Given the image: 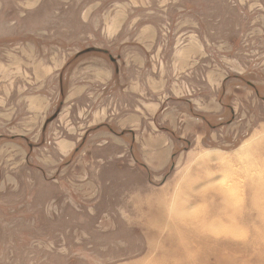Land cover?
<instances>
[{"label": "crops", "instance_id": "crops-1", "mask_svg": "<svg viewBox=\"0 0 264 264\" xmlns=\"http://www.w3.org/2000/svg\"><path fill=\"white\" fill-rule=\"evenodd\" d=\"M221 1L215 16L219 0H86L81 39L0 46V186L25 169L90 183L66 171L92 151H129L151 177L181 151L229 152L264 100V0Z\"/></svg>", "mask_w": 264, "mask_h": 264}, {"label": "rangeland", "instance_id": "rangeland-1", "mask_svg": "<svg viewBox=\"0 0 264 264\" xmlns=\"http://www.w3.org/2000/svg\"><path fill=\"white\" fill-rule=\"evenodd\" d=\"M85 2L0 0V46L81 39ZM238 113L220 159L181 151L151 177L129 151H92L82 159L101 160L66 171L90 183L27 169L1 183L0 264H264V100Z\"/></svg>", "mask_w": 264, "mask_h": 264}, {"label": "trees", "instance_id": "trees-1", "mask_svg": "<svg viewBox=\"0 0 264 264\" xmlns=\"http://www.w3.org/2000/svg\"><path fill=\"white\" fill-rule=\"evenodd\" d=\"M175 155H176V154H174V157H175ZM174 157H173V162H172V164H174Z\"/></svg>", "mask_w": 264, "mask_h": 264}]
</instances>
